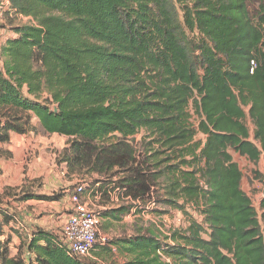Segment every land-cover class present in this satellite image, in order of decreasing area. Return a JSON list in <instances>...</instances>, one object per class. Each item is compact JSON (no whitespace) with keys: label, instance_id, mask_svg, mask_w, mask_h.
<instances>
[{"label":"trees","instance_id":"obj_1","mask_svg":"<svg viewBox=\"0 0 264 264\" xmlns=\"http://www.w3.org/2000/svg\"><path fill=\"white\" fill-rule=\"evenodd\" d=\"M0 3L31 19L0 50V143L32 132L33 117L67 137L58 163L99 176L82 195L123 200L99 210L106 228L146 202L188 218L170 236L140 227L91 252L125 264H264V197L257 208L230 152L264 157V0ZM61 196L0 190V264H88L62 232L18 211Z\"/></svg>","mask_w":264,"mask_h":264},{"label":"rangeland","instance_id":"obj_2","mask_svg":"<svg viewBox=\"0 0 264 264\" xmlns=\"http://www.w3.org/2000/svg\"><path fill=\"white\" fill-rule=\"evenodd\" d=\"M256 4L257 2L252 6H256ZM30 20L8 12L7 8L2 7L0 3V50L7 37L12 35V25L26 23ZM193 120L196 124L198 121L196 115ZM32 122L35 127L32 132L23 135L12 133L10 143H0V190L6 185H10L50 196L63 193L59 201L31 200L18 205L20 213L31 211L35 222L41 223L47 229L59 234L62 232L63 225L73 207L70 204L69 188L75 186L76 189L80 185L87 188L91 180L99 176L83 173L68 174L66 164L58 163L60 153L68 144V138L45 132L36 117H33ZM247 124L253 134L255 127L249 116ZM143 135L144 131L137 138L139 139ZM197 138L205 139L201 133L197 135ZM230 152L243 172L242 188L258 208L264 197V157L262 156L258 162H253L233 149H230ZM94 194L87 192L82 196V199L88 203L89 207L97 211L123 202L118 195L112 193L111 203L104 204L100 195L97 194L95 197ZM147 205V202L144 203L145 210L142 213H136L137 209H134L133 214L127 215L120 222L112 223L108 228L101 224L102 235L106 236L108 240H112L125 234L130 235L138 228L143 227L155 228L160 230L163 236H170L173 231L183 229L188 225V218L182 211L161 205L151 209L152 206ZM189 210L199 218L197 212L191 208ZM5 233H10L9 227H5ZM12 236L13 244L10 254L14 255L17 252L20 238L17 234ZM90 253V256L85 258L88 264H125L126 262L125 258L118 253L105 256H96L93 252Z\"/></svg>","mask_w":264,"mask_h":264},{"label":"built area","instance_id":"obj_3","mask_svg":"<svg viewBox=\"0 0 264 264\" xmlns=\"http://www.w3.org/2000/svg\"><path fill=\"white\" fill-rule=\"evenodd\" d=\"M8 2V0H7ZM83 186H77L71 194L72 210L63 225L62 234L71 252L77 255H89L98 240L105 244L108 238L100 231L99 211L89 207L82 199ZM150 206H154L152 203Z\"/></svg>","mask_w":264,"mask_h":264},{"label":"crops","instance_id":"obj_4","mask_svg":"<svg viewBox=\"0 0 264 264\" xmlns=\"http://www.w3.org/2000/svg\"><path fill=\"white\" fill-rule=\"evenodd\" d=\"M24 18H27V17H24ZM12 36V35H11ZM10 37V36H9ZM8 38V37H7ZM6 41V40H5ZM5 43V42H4ZM63 200V199H62ZM31 201V200H30ZM36 201V200H35ZM40 202H42V201H40ZM70 204L71 205H73L72 204V202H71V200H70ZM113 206H115V205H113ZM68 216V215H67ZM25 218L26 219H28V220H30V221H33V222H35V218L31 215V211H26L25 212ZM34 218V220H32Z\"/></svg>","mask_w":264,"mask_h":264}]
</instances>
